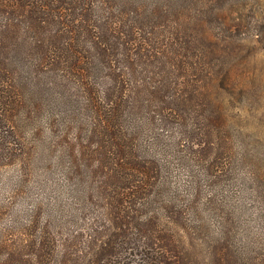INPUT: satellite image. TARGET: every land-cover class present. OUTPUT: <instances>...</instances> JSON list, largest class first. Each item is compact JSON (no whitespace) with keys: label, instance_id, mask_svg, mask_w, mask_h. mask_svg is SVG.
I'll use <instances>...</instances> for the list:
<instances>
[{"label":"trees","instance_id":"16d2710c","mask_svg":"<svg viewBox=\"0 0 264 264\" xmlns=\"http://www.w3.org/2000/svg\"><path fill=\"white\" fill-rule=\"evenodd\" d=\"M237 36L264 47L262 0H0V167L64 178L0 227V264H264V226L216 198L244 162L208 88Z\"/></svg>","mask_w":264,"mask_h":264},{"label":"rangeland","instance_id":"374dc122","mask_svg":"<svg viewBox=\"0 0 264 264\" xmlns=\"http://www.w3.org/2000/svg\"><path fill=\"white\" fill-rule=\"evenodd\" d=\"M255 8L256 5L253 12ZM247 14L249 12L245 11L244 20H251ZM220 46L221 60L208 84L209 93L222 112L225 146L236 157L242 156L244 162L239 161L230 168L231 172L222 176L216 198L227 195L225 206L234 207L236 218L233 219L239 230L247 226L256 229L264 226V47L253 36H237ZM42 165L36 162L32 175L27 178L20 177L16 165L0 167V227L9 226L13 219L23 217V212L32 208L41 194L40 183L51 178L60 183L64 181L55 165L45 178L39 170ZM175 174L181 180L185 178L181 168ZM209 194L208 186H203L202 197ZM200 234L205 239L201 240L199 250L205 251L213 243L206 230L194 237H201ZM188 240L195 241L194 238ZM198 254L201 259L206 258L202 252Z\"/></svg>","mask_w":264,"mask_h":264}]
</instances>
